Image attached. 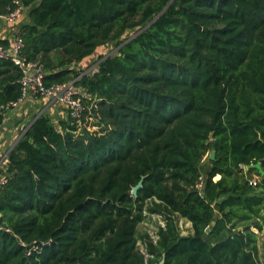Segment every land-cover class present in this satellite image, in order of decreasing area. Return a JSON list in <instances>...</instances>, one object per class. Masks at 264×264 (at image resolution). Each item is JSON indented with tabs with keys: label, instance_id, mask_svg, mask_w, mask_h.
<instances>
[{
	"label": "trees",
	"instance_id": "1",
	"mask_svg": "<svg viewBox=\"0 0 264 264\" xmlns=\"http://www.w3.org/2000/svg\"><path fill=\"white\" fill-rule=\"evenodd\" d=\"M19 1L25 60L91 99L80 123L43 112L10 150L0 264H260L264 0ZM21 76L0 59V106ZM150 216L154 237L138 231Z\"/></svg>",
	"mask_w": 264,
	"mask_h": 264
},
{
	"label": "built area",
	"instance_id": "2",
	"mask_svg": "<svg viewBox=\"0 0 264 264\" xmlns=\"http://www.w3.org/2000/svg\"><path fill=\"white\" fill-rule=\"evenodd\" d=\"M23 10L21 2L13 0V6L8 5L6 11L0 13V19L16 24L21 18ZM20 33L21 31L17 29L8 46L0 44V59H11L22 70V76L19 80L21 96L15 101L8 102L5 106H0V113L6 109L18 107L29 96L49 97L53 98L70 118L80 123L86 109L85 100L91 99V94L84 88L77 86L74 80L47 86L44 82L45 72L42 65L39 62L27 61L23 57L24 41ZM4 181V178H0V195ZM160 224L163 225V223Z\"/></svg>",
	"mask_w": 264,
	"mask_h": 264
},
{
	"label": "crops",
	"instance_id": "3",
	"mask_svg": "<svg viewBox=\"0 0 264 264\" xmlns=\"http://www.w3.org/2000/svg\"><path fill=\"white\" fill-rule=\"evenodd\" d=\"M18 29L17 24L0 19V39L8 43ZM43 112L53 121L68 117L67 112L53 98L29 96L22 103L0 114V178H4L8 154L30 124Z\"/></svg>",
	"mask_w": 264,
	"mask_h": 264
},
{
	"label": "rangeland",
	"instance_id": "4",
	"mask_svg": "<svg viewBox=\"0 0 264 264\" xmlns=\"http://www.w3.org/2000/svg\"><path fill=\"white\" fill-rule=\"evenodd\" d=\"M106 51L105 48L102 50V52ZM97 57V55L95 56ZM97 58H93V60L89 61L88 64H83L82 68H84V72H89L91 71L95 66H96V61ZM207 156H204L203 158V164L206 165L207 164ZM219 176H215V179H217ZM257 175H254V178H256ZM264 213V211H263ZM163 223V221H161V219L157 216H150L149 218H146L144 222L140 223L138 225V231L140 233H148L150 234L152 237H154L155 231L157 229V226ZM179 226L181 229V233L182 234H187L190 232V223L186 222L184 219H179ZM255 232H257L258 234V242H257V253H256V258L259 261L260 264H264V226L263 229L261 231H258L256 229H254ZM142 250H144V248H142Z\"/></svg>",
	"mask_w": 264,
	"mask_h": 264
},
{
	"label": "water",
	"instance_id": "5",
	"mask_svg": "<svg viewBox=\"0 0 264 264\" xmlns=\"http://www.w3.org/2000/svg\"><path fill=\"white\" fill-rule=\"evenodd\" d=\"M212 136H213V133L210 134V138H212ZM210 156L211 157H214V152H211L210 153ZM250 167H256V168L259 169V171L261 173H263V170L261 168L260 162L254 163ZM142 183H143V178H141L140 181L135 186L132 187L131 193H132L133 196H136L137 195V191L142 186ZM223 199L224 198H221L219 201H222ZM207 231H208V229H207ZM159 264H164V258L161 259V261L159 262Z\"/></svg>",
	"mask_w": 264,
	"mask_h": 264
}]
</instances>
